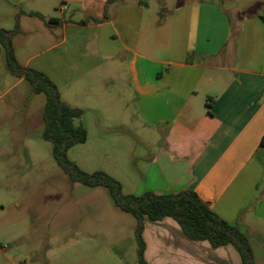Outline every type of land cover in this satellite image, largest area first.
Returning <instances> with one entry per match:
<instances>
[{"label":"crops","instance_id":"obj_1","mask_svg":"<svg viewBox=\"0 0 264 264\" xmlns=\"http://www.w3.org/2000/svg\"><path fill=\"white\" fill-rule=\"evenodd\" d=\"M248 6L0 0V29L18 28V62L84 111L87 141L125 147L123 161L97 171L126 195L196 192L264 264V5ZM144 241L148 264H243L233 245L191 240L169 217L147 220Z\"/></svg>","mask_w":264,"mask_h":264},{"label":"rangeland","instance_id":"obj_2","mask_svg":"<svg viewBox=\"0 0 264 264\" xmlns=\"http://www.w3.org/2000/svg\"><path fill=\"white\" fill-rule=\"evenodd\" d=\"M225 2L247 12L250 3L256 12L264 5ZM19 47L25 62L29 49ZM45 104V94L8 71L0 44V264H140L136 218L115 205L108 189L72 182L55 161L43 137ZM125 153L122 146L99 149L91 138L68 157L83 171H97Z\"/></svg>","mask_w":264,"mask_h":264},{"label":"trees","instance_id":"obj_3","mask_svg":"<svg viewBox=\"0 0 264 264\" xmlns=\"http://www.w3.org/2000/svg\"><path fill=\"white\" fill-rule=\"evenodd\" d=\"M19 32L18 28L11 31L0 29V44L4 49L8 71L16 78L27 80L32 93L45 94L43 137L52 144L53 157L63 172L74 183L108 189L115 205L136 218L140 264H148L144 241L146 221L157 222L168 217L177 221L184 234L191 240L208 241L214 248L233 245L240 253L243 264H257L251 243L240 227L221 219L196 192L185 190L177 194L160 195L146 192L142 195H126L122 184L106 172L97 171L90 174L71 161L68 157L69 151L88 140V131L81 123L84 111L64 102L59 88L46 74L24 67L18 62L13 38Z\"/></svg>","mask_w":264,"mask_h":264}]
</instances>
